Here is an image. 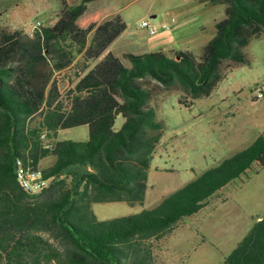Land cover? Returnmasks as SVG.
<instances>
[{"label":"trees","instance_id":"1","mask_svg":"<svg viewBox=\"0 0 264 264\" xmlns=\"http://www.w3.org/2000/svg\"><path fill=\"white\" fill-rule=\"evenodd\" d=\"M93 1L62 0L52 23L32 34L0 24V264H155L146 241L203 215L225 186L264 168L259 135L155 207L99 220L93 203L145 200L163 134L150 84L178 91L185 106L210 96L228 73L226 62L231 70L250 62L244 48L264 37V0H204L225 5L226 17L200 55L129 53L130 66L109 51L126 22L115 15L99 23L104 10L89 12ZM119 115L125 121L116 130ZM80 125L89 128L87 140L57 139L60 130ZM49 156V185L32 195L16 161L40 166ZM223 264H264V216Z\"/></svg>","mask_w":264,"mask_h":264},{"label":"rangeland","instance_id":"2","mask_svg":"<svg viewBox=\"0 0 264 264\" xmlns=\"http://www.w3.org/2000/svg\"><path fill=\"white\" fill-rule=\"evenodd\" d=\"M111 1L106 2L107 6L120 8L125 16V36L145 40L152 35L140 25L142 19L155 23L149 8L161 9L168 16L177 11L181 14L183 8L200 14L203 8L191 0ZM61 4L58 0H0V24L32 34L36 27L52 23ZM204 14L207 18L208 14ZM244 52L249 63L231 70L226 62L228 73L218 87L189 106L180 103L178 91L150 84L151 102L157 120L163 123V134L151 161L145 200L136 204L93 203L99 220L155 207L165 196L264 135V97H257V86L264 82V37L251 40ZM262 88L264 91V85ZM124 121L119 115L115 129H120ZM88 137V126L80 125L60 130L57 139L85 141ZM54 161L55 157L49 156L39 165L45 168ZM201 214L181 219L174 231L161 239L146 241L155 264H223L254 222L264 216V168L249 170L233 180L223 188L222 198Z\"/></svg>","mask_w":264,"mask_h":264},{"label":"crops","instance_id":"3","mask_svg":"<svg viewBox=\"0 0 264 264\" xmlns=\"http://www.w3.org/2000/svg\"><path fill=\"white\" fill-rule=\"evenodd\" d=\"M80 1L82 0H67L69 4H77ZM107 1L110 2L111 0H96L91 2L88 8H91L89 12L98 9L104 10L99 23L115 15H120L122 19L125 20V16L121 13L120 8L110 9L107 5L110 4L112 6V1L106 4ZM192 1L203 6L200 14H196V12L194 14L192 11L183 8L181 14L179 11L176 13L172 12L169 14V17L166 12L161 9L155 10L152 7L149 8L148 14L152 18H155V23L151 25L157 28L156 33L150 34L152 36L148 40H145L136 37H126L125 30L109 47V51L118 56L126 66L131 65V61L127 57L129 53L143 55L148 52L163 51L169 56H174V52L177 50H189L196 55H200L204 46L216 34V22L226 17V6L223 4H208L204 2V0H191V2ZM58 2H62V0H58ZM204 13L208 14L207 18H205L206 16ZM143 20L145 19H142V21ZM164 25H166V27ZM54 162H51L50 165ZM258 219H260V217Z\"/></svg>","mask_w":264,"mask_h":264},{"label":"built area","instance_id":"4","mask_svg":"<svg viewBox=\"0 0 264 264\" xmlns=\"http://www.w3.org/2000/svg\"><path fill=\"white\" fill-rule=\"evenodd\" d=\"M141 26L145 27L149 34H154L157 31V28L151 25L147 20H143ZM164 26L166 27V25ZM263 85L264 82L257 86L258 98L264 97ZM50 146V144L46 145V147ZM15 171L22 185H24V189L28 192L44 190L45 187L49 185L50 180L45 177L44 170L40 166H32L25 164L23 161H16Z\"/></svg>","mask_w":264,"mask_h":264},{"label":"bare ground","instance_id":"5","mask_svg":"<svg viewBox=\"0 0 264 264\" xmlns=\"http://www.w3.org/2000/svg\"><path fill=\"white\" fill-rule=\"evenodd\" d=\"M20 161V160H19ZM18 179H19V177H18ZM19 181H20V183H21V180L19 179ZM21 185H22V183H21ZM23 186V188H24V185H22ZM46 188V187H45ZM40 191H42V190H39V191H36V192H29V193H31L32 195L33 194H36V193H38V192H40ZM28 192V191H27Z\"/></svg>","mask_w":264,"mask_h":264}]
</instances>
